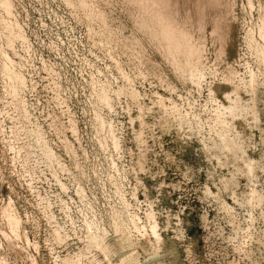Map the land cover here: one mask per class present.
Wrapping results in <instances>:
<instances>
[{
    "label": "rangeland",
    "instance_id": "obj_1",
    "mask_svg": "<svg viewBox=\"0 0 264 264\" xmlns=\"http://www.w3.org/2000/svg\"><path fill=\"white\" fill-rule=\"evenodd\" d=\"M10 3L14 16H8L2 8L0 14L25 26L26 43H31L33 54L28 70L36 74L34 82L29 83L34 89L30 87L26 99L34 105L32 110H37L38 121L47 134L45 138H37L21 129L22 121L13 97L0 80V199L10 203L8 212L18 220L19 234L15 245H8V240L2 239L0 254L4 261L7 264H32L33 261L34 264H73L68 261V250L57 239L58 234L64 233L71 237V248L89 263L91 241L81 210H88V197L95 189L91 188L90 181L85 186L86 197L82 199L78 194L80 170L74 164L75 155L64 152L61 146L69 145L86 167L79 140L89 149L90 137L99 138L90 120L96 105L89 106L87 99V79L93 70L101 81L108 79L112 89L123 94L131 90L137 93L135 101L125 95L115 98L116 114L110 122L119 129L116 135L125 146L122 154L125 166L129 169L138 158L143 162L141 172L131 171L128 175L130 186L126 188L134 194L129 200L139 209L133 206L132 211L142 218L140 225L144 227L137 231L130 226L138 263L170 264L175 254L178 264H264L263 79L256 88L255 100L260 119L255 123L252 116L248 117L254 126L257 152L247 148L242 132L236 133L230 128L224 151L217 134L208 137L215 126L218 104L207 87L210 75L218 67L210 30L216 15L219 20L226 19L225 8L206 11L207 35L197 37L207 51L202 65L207 81L198 92L190 85V79L171 78L176 84L171 89L167 82L142 76L124 57L117 37L108 43L65 0H10ZM237 5L242 20L232 31L225 61L236 83L244 75L245 65H255L247 47V24L252 22L243 18L247 1L238 0ZM118 11L117 15L112 14L117 18L121 12L118 19L125 21L119 23L131 25L125 14ZM183 17H189L186 9ZM194 23H197L195 17ZM128 26L121 30L123 35L131 34ZM23 42L22 38L15 37L9 47L4 38L0 40V47L19 63L27 49ZM50 42L62 45L60 53L49 52ZM45 63L56 66L58 73L50 75ZM25 75L29 76L27 69ZM59 78L64 92L55 88ZM248 88L250 93L245 94L244 104L251 107L253 89L251 85ZM232 99L235 101L234 96ZM160 100L169 108L161 107ZM175 105L177 108L171 109ZM178 113H198V118L182 124ZM138 115V123H132V116ZM70 117L74 120V130L69 128ZM57 118L67 126L63 134L50 126ZM138 140L142 142L135 146ZM45 142L57 150L60 161L45 158ZM96 190L98 196L94 202L101 206L100 188ZM145 234L152 242L159 239L161 246L156 253L145 249Z\"/></svg>",
    "mask_w": 264,
    "mask_h": 264
},
{
    "label": "bare ground",
    "instance_id": "obj_2",
    "mask_svg": "<svg viewBox=\"0 0 264 264\" xmlns=\"http://www.w3.org/2000/svg\"><path fill=\"white\" fill-rule=\"evenodd\" d=\"M65 1L77 15L86 17L95 31L105 37L108 43L117 37L122 44L119 49L123 50L124 57L142 76L160 83L167 82V87L171 89L176 87L171 78L175 80L190 79V85L198 92L205 87L204 83L207 81V76L202 71L207 51L197 37L199 34L207 35L206 11L223 6L226 11V19L219 20L216 15L213 28L210 30L211 38L215 41L213 48L217 54L218 67L210 75L212 77L207 87L210 95L216 97L215 102L218 104L215 108V126L209 131L208 137L212 138L213 134H217L223 145L221 151H224L227 149V134L228 128H230L236 133L242 132L244 144L252 152H257V144L253 141L252 133L254 126L248 117L252 116L255 123L260 119L259 108L255 100L258 83L260 80H264V2L255 4L253 0H246L247 6L244 8L243 18L252 22L250 25L247 24L249 27L247 47L250 56L254 58L255 65H245V73L239 76L238 83H236V78L228 73L225 61L228 53L227 44L233 37L232 31L239 26L242 20L237 13L238 0H156L160 11L167 18L162 43L156 38L148 36L136 26L130 14L127 0ZM0 8L8 16H14L10 0H0ZM185 9L189 17L184 19ZM117 10L122 11L123 15L125 14V18L131 22V25L129 22L122 24L125 20L122 22L121 19H118L119 13L121 14L119 11L118 17L115 18L112 13L117 15ZM123 15H120L121 18L124 17ZM194 17L197 23L193 24ZM127 23H129L132 32L130 35H123L121 30L128 26ZM25 33L26 29L23 23L19 20L6 19L0 14V40L5 38L9 47L15 37L22 38L23 43H26ZM31 48V43H28L25 55L21 56V61L17 63L4 48L0 47V80L7 85V93L13 97L15 108L22 121L21 129L29 136L45 138L47 131L38 121L37 110H32L34 105L26 99V93L30 87L34 89V86H29V83L34 82L33 76L36 75L28 70L33 60ZM47 48L49 52L60 53L62 45L50 42ZM26 69L29 76L25 75ZM45 69L50 75L58 73L56 66L52 64L45 63ZM217 74L220 76L218 77ZM250 85L253 89V103L251 107H246L244 96L250 93L248 88ZM55 86L58 91H65L61 78L58 79ZM86 87L89 90L87 98L90 102L89 106L96 105L94 110H91L93 115L90 120L95 134L99 135V138H96L97 136L90 137L89 149H86L82 141L79 140L81 149L85 152L86 167L84 168L78 160L77 153L72 152L69 145L63 144L61 148L64 152L75 155L73 161L77 169L80 170L77 192L82 196V199L86 197L87 182L91 181V188L95 189L92 191V196L88 197V210H81L91 241V250L87 257L88 264H139L134 255L136 244L132 240L130 226L133 225L137 231H141L144 227L140 225L142 218L140 219L137 212L132 211L133 206L139 209L138 206L130 203L129 198L134 194L127 191L126 188L128 185L130 186L128 175L131 171L139 170L141 172L143 162L138 158L137 163L129 167L130 170L125 166L122 160L125 146L120 137L116 135L119 129L110 122L113 120V115L116 114L115 98L125 95L126 98L135 101L137 93L131 90L129 93L123 94L120 90L112 89L110 81L108 79L101 81L93 70L89 73ZM232 96L235 97V101ZM159 105L169 108L164 100H160ZM172 108L175 110L177 106H171ZM178 115L182 124L190 122L192 118H198V113L186 115L178 113ZM139 119V115L132 116L131 122L138 123ZM69 122V128L73 129L74 120L72 117ZM50 126L57 128L61 134L67 128L62 124L60 118H57ZM103 135L106 136L105 139H101ZM141 142L138 140L134 145L138 146ZM43 148V155L46 159L60 161L59 153L50 142H45ZM133 150L134 148L131 149V151ZM97 188H100L99 196L103 198L101 206L94 202V198L98 196ZM9 204L0 199V246L3 244V238L8 240L6 242L8 245L18 244L19 234L17 233L18 228L16 229L18 220L9 214ZM143 237V245L146 250L156 253L160 249L161 244L158 238H156V242H152L146 234ZM57 239L68 250L69 262L86 264V258L83 259L80 253L71 248V237L68 234L60 233L57 235ZM32 247L35 248L36 245H32ZM177 258L178 256L173 254V261L170 264H178ZM0 264H7L1 254Z\"/></svg>",
    "mask_w": 264,
    "mask_h": 264
},
{
    "label": "clouds",
    "instance_id": "obj_3",
    "mask_svg": "<svg viewBox=\"0 0 264 264\" xmlns=\"http://www.w3.org/2000/svg\"><path fill=\"white\" fill-rule=\"evenodd\" d=\"M127 5L136 26L162 43L167 18L160 11L156 0H127Z\"/></svg>",
    "mask_w": 264,
    "mask_h": 264
}]
</instances>
